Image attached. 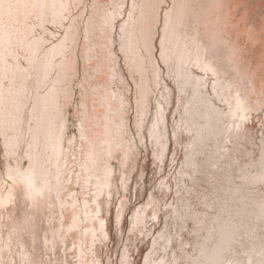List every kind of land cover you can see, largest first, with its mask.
<instances>
[{
	"label": "bare ground",
	"instance_id": "obj_1",
	"mask_svg": "<svg viewBox=\"0 0 264 264\" xmlns=\"http://www.w3.org/2000/svg\"><path fill=\"white\" fill-rule=\"evenodd\" d=\"M238 0H163L165 4L171 6L176 3L178 6L186 4L189 7L187 12L190 15L193 5H198L195 9L201 16L202 24L200 35L195 43L185 36H192L186 29L176 28L175 36L172 37L173 45L179 38L180 48L187 43L192 59L197 56V45L202 44L204 48H210L208 59L219 57L221 68L227 67L228 57H232L233 67L239 72L242 78L241 94L248 106L253 109L252 120L243 125L245 132L237 134L233 131L230 135L223 132L225 124H231L228 117H221L218 113L208 109L204 104L194 108L191 113H186L181 107L177 110L176 104L170 103L165 110V122L168 133L173 130L174 122L177 125L175 136L166 133L167 149L163 164L157 165L152 156L153 145L150 137L145 135L146 145H135L134 157H130L126 164H122L119 159L120 154L127 149H117L115 141L117 138L116 122L118 117L115 109L119 107V101L114 99L111 93L115 90L125 96V103L131 101L132 109L135 108L136 87L140 79L132 75L130 68L126 65L125 59L119 48V24L117 20L115 30L101 28L104 17V6L119 3L120 0H64V2L83 4L89 6L91 12V23L84 16V9H79L77 13L73 8V13L78 14V30L82 26L89 29V39L87 43L98 44L91 51L86 47V41L82 35L78 36V44L73 51L71 61H75L72 69L78 73V78L69 80L67 84L57 88L56 95L63 110L66 121V140L76 137L72 144L65 143L67 155L60 157V167L64 175L61 176L63 187L57 184V157L52 156L50 166L47 164L49 152L47 149V123L42 124L41 130L37 133L35 126L33 133L28 137L32 142L31 156L34 168L38 165L43 175V170L50 167L51 175L47 179L51 182L53 191L45 194L44 198H38V206L29 210V215H34L35 220L29 221L37 233V252L33 253L31 239L23 227V214L27 210L26 202L18 195L17 201L6 208L0 209V253L7 261L10 257L16 259L17 264H23V258L29 257L33 261L39 260V250L42 245L40 237L47 232L49 239L60 227L59 213L61 204L65 205L64 229L71 248V241L75 240L77 246L80 244L79 222L78 228L73 233H68V228L72 223L73 216H80L84 210L83 203L88 201V212L94 211L91 201L93 197L90 192L95 191L97 184L96 176L103 174V162L105 161V151L110 145L112 153L108 161L113 168L112 176L113 196L110 204L105 205L103 218L106 219V231L110 239L97 243L95 247L97 259L102 264H120L123 251L121 249V236L123 240L129 239L127 229L131 226L132 216L136 209L143 208L141 219L147 225L146 235L139 236L133 234L129 253L134 264H145L146 259H150L153 264L165 261L170 264L173 260L187 264L193 253H197V245H203L209 251L226 245L229 248L227 258L234 260L237 264H264V183L260 181L262 175L259 162L262 157V149L259 137L258 120H264V0H243L244 6H235ZM131 0H128L130 3ZM146 4L158 3L159 0H141ZM95 4V10L92 5ZM255 5L257 8L254 9ZM257 9V12H256ZM179 13V7L174 10ZM245 13V20L240 21V17ZM255 14V15H254ZM175 19V16H174ZM158 34H162L164 26L163 17L157 21ZM51 31V28L49 29ZM139 27L137 35H139ZM111 39V47L115 52L116 68L119 70V79L115 81L116 89H113V81L109 72L110 62L106 59L108 51V40ZM250 40V41H249ZM252 40V41H251ZM155 57L161 65L160 84L167 89L175 90V79L170 78L168 69L159 60V40L154 45ZM76 52L87 53L91 57V62H86L83 55L78 59ZM201 56L204 53H199ZM43 56V52H41ZM26 66V65H25ZM98 66H102L97 70ZM175 71V67L173 69ZM196 74H199L198 72ZM234 75V74H233ZM56 79L55 75L52 81ZM141 91L151 87L152 95L149 98L150 116L147 118L145 132L151 128V120L155 118L156 104L161 99L159 93L164 88L158 89L155 86V78L152 74L143 76ZM151 81V83H149ZM251 82V89L248 84ZM83 84L84 90L81 92L79 85ZM35 86V80L32 81ZM51 82L49 87H51ZM70 89L71 94L66 90ZM127 89L128 91H125ZM211 97V91H208ZM43 95V92L40 93ZM107 96V100L104 97ZM176 99H182L179 92H175ZM55 100V95L53 97ZM84 107H79V104ZM197 101V104H200ZM210 103L216 109L224 112L228 111L227 105L222 104L218 99L212 98ZM143 106V100L141 101ZM111 105L112 111H109ZM128 110L125 127L131 125L135 127V111ZM83 114V115H82ZM123 114V113H122ZM208 117L207 119L205 117ZM83 120L85 140H79L80 124ZM239 123V121H237ZM184 124H188L184 130ZM107 125V131H106ZM252 133V138H247V134ZM39 137L38 141H33V136ZM131 135V133H129ZM126 137L122 134L120 140L123 143ZM139 140V137H137ZM108 141V145L105 144ZM11 147V145H10ZM27 150V145L23 146ZM4 140L0 137V177L6 175L7 164L12 167L17 166L27 169L29 161L24 156L23 151L17 156L5 157ZM145 155V156H143ZM91 157V159H89ZM175 157V159H173ZM75 158V159H74ZM65 160L67 167L64 166ZM96 161L97 166L92 167V162ZM87 163L92 167V180L90 184L85 183L87 171H82L79 164ZM181 165H183V174ZM73 170L80 173L79 181L73 175ZM127 178V194L121 180ZM70 179V182H68ZM164 180L168 186L164 191L160 181ZM180 185V195L177 196V185ZM20 188L17 187V193ZM59 192V195L57 194ZM72 193H76L72 196ZM201 193L208 194L216 201L215 212L209 209V215L213 218L216 213L221 215L227 226V231L222 235L220 225L216 231L209 233L210 224H205L203 230L197 229L191 219H177L175 213L180 211L187 215L188 205L195 204L197 197ZM123 201L120 224L116 223L117 207ZM150 202H154V207H148ZM172 206V211L164 207V203ZM52 204L50 210L52 223L49 224V213L44 209L47 204ZM76 204L75 209L72 205ZM196 211L203 212L201 206ZM156 216V220L150 219L151 215ZM183 224V228L180 227ZM86 228H99V222L93 224L89 218L83 225ZM17 231L12 234L11 249L9 250V234L12 229ZM85 243L91 246V233L84 237ZM183 241V244H181ZM71 258V253H69ZM91 260V256L88 257Z\"/></svg>",
	"mask_w": 264,
	"mask_h": 264
},
{
	"label": "snow or ice",
	"instance_id": "obj_2",
	"mask_svg": "<svg viewBox=\"0 0 264 264\" xmlns=\"http://www.w3.org/2000/svg\"><path fill=\"white\" fill-rule=\"evenodd\" d=\"M92 10H95L96 5L93 4ZM179 7V13L175 14L174 10ZM189 6L186 4L177 5L172 3L171 6L165 4L163 0L158 3L146 4L141 0H120L119 3L104 6L103 29L115 30L117 20L120 21L119 44L120 53L123 54L126 65L130 68L132 75L141 80L135 84L136 99L135 108L132 109V103H125V96L118 91L111 93L112 97L119 101V107L115 109L118 117L116 122L117 138L115 145L117 149H124L127 144V149L120 154L119 159L122 164H126L130 157H134L135 145H146L145 135L150 137L153 145L152 156L157 162V165L164 163L165 152L167 149L166 133L170 136H175L177 125L174 122L173 130L168 133L165 122V110L170 103H175L177 110L181 107L186 113H191L194 108L201 107L206 104L208 109L218 113L221 117L231 119V124H225L223 132L229 135L235 131L237 134L245 132L243 125L252 120L250 108L241 94L242 78L239 72L232 66V57H228L227 67L221 68L219 57L208 59L210 48H204L202 44L197 45V56L192 59L189 51V45L186 43L183 46V51L180 48L179 38L173 45L172 37L175 36L176 28L186 29L191 32L192 36H185V39H190L195 43L196 38L200 35V27L202 24L201 16L195 11L198 5H193L192 12L189 15L186 11ZM73 8L77 13L79 9H84V16L91 23V12L88 5L64 2V0H0V137L4 140L5 157H15L21 151L27 157L29 165L27 169H22L17 166L12 167L11 163L7 164L6 175L0 177V209L17 201L18 195L26 202L27 210L23 214V227L27 231L31 239L32 251L37 252V233L33 227L29 225V221H34L35 216L29 215L28 211L37 208L38 198H44L45 194H50L53 188L50 186V181L47 179L51 175L50 167L43 170V175L37 165L35 168L32 163L31 148L32 142L28 137L32 135L33 128L37 133L41 130L42 124L47 123V149L49 156L47 164L50 166L52 156L57 157V184L63 187L61 176L64 175L60 167V157L67 155L65 143L72 144V139L66 140L65 125L66 121L63 116V110L59 102V96L56 95L57 88L67 84L69 80L78 78V73L72 69L75 66V61H71L70 57L78 44V36L82 35L86 41L85 47L91 51L92 48L99 43H87L89 39V29L82 26L77 28V21L80 19L78 14L73 13ZM160 16L163 17L164 26L162 34H158V24ZM175 16V19H174ZM139 27V35L137 28ZM51 28V31L49 29ZM159 40V60L168 69L170 78L175 79V90L164 88L160 84L161 65L155 57V42ZM111 39L108 40V51L106 59L110 62L109 72L111 79L114 82L112 87L116 89V83L119 79V70L116 68L115 52L111 47ZM203 52L201 56L199 53ZM43 52V56H41ZM83 55L86 62H91V57L87 53L81 54L76 52L77 59ZM26 65V66H25ZM175 67V71H173ZM102 66H98L100 70ZM199 74H196V73ZM152 74L155 78V86L164 91L159 93L161 99L157 101L155 118L151 120V128L145 132L147 118L150 116L149 98L152 95V88L148 87L141 91L142 77L147 74ZM234 74V75H233ZM55 75L56 79L52 81ZM35 80V86H32V81ZM51 82L52 86L49 87ZM151 83V81H149ZM251 89V82L248 84ZM81 92L84 90L83 84L79 85ZM211 91L212 96H208V91ZM125 91H128L125 89ZM179 92L182 99H176L175 92ZM43 92V95L40 93ZM67 94H71V90H66ZM55 95V100L53 99ZM107 96L104 97L107 100ZM218 99L222 104H226L228 111L224 112L221 109H216L210 103L211 99ZM143 100V106L141 101ZM200 101V104H197ZM79 107L83 108L81 103ZM109 111H112L111 105H108ZM135 111V127L131 125L125 127L128 110ZM123 113V114H122ZM83 115V114H82ZM208 118L207 116L205 117ZM239 121V123H237ZM259 125V137L262 149V157L259 162V168L262 175L260 181L264 183V120L257 121ZM188 124H184V130H187ZM107 131V125H106ZM131 133V135H129ZM121 134L126 137L122 143L120 140ZM139 137V140H137ZM87 137L84 132L83 120L80 124L79 140H85ZM247 138H252V133L247 134ZM39 137L33 136V141H38ZM108 145V141H105ZM11 145V147H10ZM27 145V150L23 146ZM112 153L110 145L105 151V161L103 162L102 176H96L97 184L95 191L90 192L93 197L91 203L94 206V211L88 212L89 203L87 200L83 203L85 211L80 216H73L72 223L68 228V233H73L78 228L80 231L79 247L75 240L69 241L64 229V212L65 205L61 204V212L59 213L60 227L53 232L52 239H49L47 232H44L40 237L42 245L39 250V260L33 261L29 257L23 258V264H102V261L97 259L95 247L97 243L110 239L109 233L106 231V219L103 218L105 205L110 204L113 196L112 176L114 175L113 168L108 161L111 159ZM75 159V158H74ZM91 159V157H89ZM175 159V157H173ZM64 166L67 167L65 160ZM97 166V162H92V167ZM82 171L90 173L85 176V183L90 184L92 180V167L87 163L79 164ZM183 165H181L183 174ZM73 175L79 181L80 173L73 170ZM70 182V179L69 181ZM124 186L125 194H127V178L121 180ZM160 185L164 191L169 190L164 180L160 181ZM17 187L20 192L17 193ZM59 195V192L57 193ZM75 196L76 193H72ZM180 195V185H177V196ZM216 201L208 194L201 193L197 197V202L189 204L186 209L187 215H183L177 211L175 215L177 219H191L197 229L203 230L205 224H210L209 233L216 231L217 225H220L221 234L227 231V226L222 220L221 215L216 213L215 217L209 215V209L215 212ZM204 208L203 212L196 211L200 207ZM75 209L76 204L72 205ZM123 201L117 207L116 223L120 224L122 219L121 211ZM148 207H154V202H150ZM164 207L172 211V206L164 203ZM52 204H47L44 209L49 213V224L52 223L50 210ZM144 212L143 208L135 210L130 228L127 229L129 239L123 240V232L121 236V249L123 255L120 264H134L130 257L129 247L133 234L139 236L146 235V231H140L141 228L146 229L147 225L141 219ZM91 219L93 224L99 222V228H86L85 225L88 219ZM155 221L156 216L153 214L150 217ZM183 228V224H180ZM17 231L12 229L9 234L8 248L11 249L12 234ZM91 233V246L85 243L84 237ZM183 244V241H181ZM197 253H193L187 264H237L234 260H229L227 254L229 248L226 245L218 246L211 251L203 245H197ZM71 253V258L69 257ZM91 256V260L88 257ZM0 264H17L15 258L10 257L7 261L4 260L0 253ZM145 264H153L150 259L145 260ZM158 264H165V261H159ZM170 264H183L173 260Z\"/></svg>",
	"mask_w": 264,
	"mask_h": 264
},
{
	"label": "rangeland",
	"instance_id": "obj_3",
	"mask_svg": "<svg viewBox=\"0 0 264 264\" xmlns=\"http://www.w3.org/2000/svg\"><path fill=\"white\" fill-rule=\"evenodd\" d=\"M252 2H254V0H251ZM234 5L235 6H244V1L243 0H238V1H235L234 2ZM257 8V5H255L254 9ZM256 12H257V9H256ZM255 15V14H254ZM245 13L240 17V21L243 22L245 20ZM261 19L263 20L264 22V16H261ZM250 41V40H249ZM252 41V40H251ZM145 156V155H143Z\"/></svg>",
	"mask_w": 264,
	"mask_h": 264
}]
</instances>
